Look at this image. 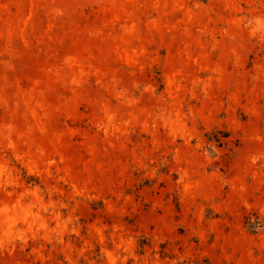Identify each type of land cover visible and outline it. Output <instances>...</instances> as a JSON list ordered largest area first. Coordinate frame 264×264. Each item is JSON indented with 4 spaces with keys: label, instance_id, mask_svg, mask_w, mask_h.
Instances as JSON below:
<instances>
[{
    "label": "rangeland",
    "instance_id": "374dc122",
    "mask_svg": "<svg viewBox=\"0 0 264 264\" xmlns=\"http://www.w3.org/2000/svg\"><path fill=\"white\" fill-rule=\"evenodd\" d=\"M0 264H264V0H0Z\"/></svg>",
    "mask_w": 264,
    "mask_h": 264
}]
</instances>
